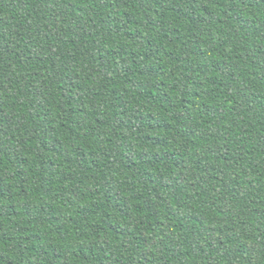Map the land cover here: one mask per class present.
<instances>
[{"label":"trees","instance_id":"obj_1","mask_svg":"<svg viewBox=\"0 0 264 264\" xmlns=\"http://www.w3.org/2000/svg\"><path fill=\"white\" fill-rule=\"evenodd\" d=\"M0 264H264V0H0Z\"/></svg>","mask_w":264,"mask_h":264}]
</instances>
